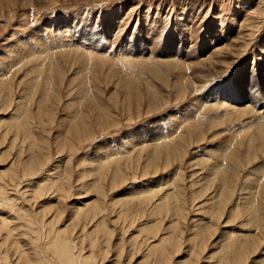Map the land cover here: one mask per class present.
Wrapping results in <instances>:
<instances>
[{
  "label": "rangeland",
  "instance_id": "1",
  "mask_svg": "<svg viewBox=\"0 0 264 264\" xmlns=\"http://www.w3.org/2000/svg\"><path fill=\"white\" fill-rule=\"evenodd\" d=\"M262 127L264 0H0V264H264Z\"/></svg>",
  "mask_w": 264,
  "mask_h": 264
},
{
  "label": "bare ground",
  "instance_id": "2",
  "mask_svg": "<svg viewBox=\"0 0 264 264\" xmlns=\"http://www.w3.org/2000/svg\"><path fill=\"white\" fill-rule=\"evenodd\" d=\"M61 34V33H60ZM63 42V41H62ZM50 43H52V42H50ZM68 45V44H67ZM42 46V45H41ZM75 46V45H74ZM77 46V45H76ZM234 49V47L232 48V50ZM262 51V50H261ZM88 52V51H87ZM234 52H235V50H234ZM121 53V52H120ZM33 54H34V52H33ZM40 55V54H39ZM79 55V54H78ZM118 55H119V53H118ZM122 55V54H121ZM80 58H81V56H80ZM213 58V57H212ZM118 59V58H117ZM209 60V59H208ZM210 61V60H209ZM203 62V61H202ZM201 62V63H202ZM212 62V61H211ZM210 62V63H211ZM217 62V61H216ZM218 63V62H217ZM220 63V62H219ZM223 63V62H222ZM221 63V64H222ZM110 64H112V63H110ZM179 65V64H178ZM218 65H220V64H218ZM229 65H231V64H229ZM229 65H228V67H229ZM202 66V65H201ZM97 67V66H96ZM224 67V66H223ZM205 68V67H204ZM185 69V68H184ZM189 69V68H188ZM187 69V70H188ZM186 70V69H185ZM222 73V72H221ZM201 76V75H200ZM132 87V86H131ZM132 91H134V90H132ZM135 92V91H134ZM220 94H223V92L221 91V93ZM140 95H141V97H143L142 96V94L140 93ZM183 96V95H182ZM219 96H221V95H219ZM137 98V97H136ZM191 100V99H190ZM217 101V100H216ZM224 103V102H223ZM221 104H222V102H221ZM98 105V104H97ZM198 105V104H197ZM242 107V106H241ZM101 109H102V107H100ZM188 108V107H187ZM104 109V108H103ZM164 111V110H163ZM102 113V112H101ZM98 114H99V112H98ZM188 115V114H187ZM193 116V115H192ZM105 118V117H104ZM148 118V117H147ZM85 121V118H84V120H82L81 122H80V124L81 125H83V123H85L84 122ZM103 124V123H102ZM193 124V123H192ZM91 126V125H90ZM83 127V128H82ZM82 127H74V128H71V130H70V133L71 134H75L76 136H75V139H72L71 141H81L84 137H86V139L88 138V139H91L93 136H94V134L95 133H93V132H91L92 130L91 129H88V131H90V132H88L83 138L81 137L82 135H83V133L84 132H86L87 130H86V128H85V126H82ZM111 126H109L108 128H110ZM107 126H102V127H100L99 128V130L101 129V131L100 132H105L107 129ZM258 128H259V126H258ZM263 128V127H262ZM83 129H85V130H83ZM201 129V128H200ZM199 129V130H200ZM257 129V128H256ZM264 129V128H263ZM260 130V129H259ZM258 131V130H257ZM77 132V133H76ZM78 132H81L82 134H80V133H78ZM93 133V134H92ZM258 133H260V131L258 132ZM90 134H92V135H90ZM89 135V136H88ZM88 136V137H87ZM144 136V135H143ZM90 137V138H89ZM87 139V140H88ZM156 139V138H155ZM84 140V139H83ZM68 141V140H67ZM261 141V140H260ZM68 144V143H67ZM70 145H68L69 147H71L72 146V144H73V142H70L69 143ZM77 145V144H76ZM75 146V145H74ZM74 148V147H73ZM71 150V149H70ZM40 160H41V156L39 155L38 157H36V158H33L32 160H30L29 162L27 161V163L28 164H26L25 166V168H23L22 169V172H21V174H22V176H28V175H31V172L34 170V168H35V166L38 164V165H40L39 164V162H40ZM154 162V161H153ZM14 165V164H13ZM38 165L36 166V167H38ZM24 166V165H23ZM34 167V168H33ZM16 168V167H15ZM20 170H21V168H20ZM18 172V171H17ZM16 172V173H17ZM14 174V176L12 175H10L9 177L10 178H13V177H17L18 175H19V173H18V175H16V173L15 172H13ZM16 175V176H15ZM24 178V177H23ZM11 182V181H10ZM19 183V182H18ZM16 184V183H15ZM13 185V184H12ZM14 187V186H13ZM17 187V186H16ZM4 188V187H3ZM3 190V189H2ZM143 193V192H142ZM64 194V193H63ZM245 205V204H244ZM58 206V205H57ZM60 209V208H59ZM58 210V209H57ZM57 212V211H56ZM58 212H60V211H58ZM59 214V213H58ZM60 215V214H59ZM2 220H3V218H2ZM24 222V221H23ZM39 227V226H38ZM15 229V228H14ZM24 230V229H23ZM22 230V231H23ZM27 230V229H26ZM63 230V229H62ZM21 231V233H23ZM60 231V230H59ZM50 232H52V231H50ZM25 234H27L26 232H24ZM57 233V232H56ZM59 233V232H58ZM109 233V232H108ZM113 233V232H112ZM21 235H23V234H21ZM8 236H9V234H8ZM58 236V235H57ZM62 237V236H61ZM61 237H58L56 240H52L53 241V243H52V246H53V248H57L56 250H58V252H56L57 253V258H58V262H59V264H71L72 262H74V257L73 256H75V258H78V256L80 255H72V257H71V254H68L67 253V255H69L70 256V258L69 257H65V254L66 253H64V252H62L61 250L62 249H64V248H62L61 249V243H63V241H62V238ZM36 238V237H35ZM55 238V237H54ZM53 238V239H54ZM67 238V237H66ZM50 240V239H49ZM67 240H68V238H67ZM66 242V241H65ZM70 242V241H69ZM47 243V242H46ZM49 243V242H48ZM68 243V242H67ZM74 243V242H73ZM28 244V243H27ZM66 244V243H65ZM70 244V243H69ZM93 244V243H92ZM47 245V244H46ZM71 245V244H70ZM95 245V244H94ZM94 245H93V247H94ZM154 245V244H153ZM43 246H45V244L43 245ZM62 246H64V245H62ZM69 246V245H68ZM90 246V245H89ZM156 246V245H155ZM2 247V246H1ZM48 247V246H47ZM67 247V246H66ZM65 247V248H66ZM71 247V246H70ZM32 248V247H31ZM31 248L29 249V250H31ZM43 248V247H42ZM72 248V247H71ZM74 248V247H73ZM100 248V247H99ZM154 248V247H153ZM69 249V248H68ZM68 249H64L63 251H65V250H68ZM80 249V248H79ZM92 249V248H91ZM90 249V250H91ZM45 250H46V247H45ZM51 250V249H50ZM81 250V249H80ZM79 250V251H80ZM157 250V249H156ZM24 251V250H23ZM40 251H41V249H40ZM47 251V250H46ZM69 251H71V250H69ZM97 251V250H96ZM35 252V251H34ZM68 252V251H67ZM92 252V251H91ZM100 252H101V250H100ZM36 253V252H35ZM44 253V252H43ZM43 253H40V254H43ZM47 253V252H46ZM74 253V252H73ZM79 252H77V254H78ZM45 254V253H44ZM43 254V255H44ZM84 254V253H83ZM90 254V255H89ZM87 253V255H89V257L88 258H86L85 257V259L84 260H81L84 264H96L97 262H95L94 261V259L92 258V257H90V256H92L91 255V253ZM101 254H103V253H101ZM35 255V254H34ZM100 255V254H99ZM168 255V254H167ZM22 258H23V260H21L20 261V263H22V264H46L48 261H45V260H41V259H39V258H41V256L37 259V258H33V253L31 254L30 252L29 253H24V254H22V255H20ZM98 256V255H97ZM161 256V255H160ZM238 256V255H237ZM36 257V256H35ZM83 257H84V255H83ZM99 257V256H98ZM43 258V257H42ZM49 258V257H48ZM159 258V257H158ZM5 259H7V258H5ZM165 259V258H164ZM240 259H241V257H240ZM98 260H99V258H98ZM52 261V260H51ZM55 261V260H54ZM77 261V260H76ZM81 261H80V263H81ZM48 263H50V262H48ZM75 263V262H74ZM79 263V264H80ZM82 263V264H83ZM239 263V262H238ZM54 264V263H53ZM56 264H57V261H56ZM98 264V263H97Z\"/></svg>",
  "mask_w": 264,
  "mask_h": 264
}]
</instances>
